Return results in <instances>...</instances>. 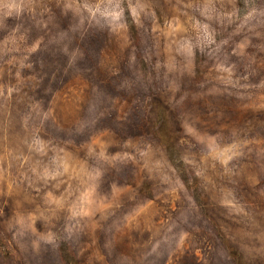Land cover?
<instances>
[{
    "label": "rangeland",
    "instance_id": "rangeland-1",
    "mask_svg": "<svg viewBox=\"0 0 264 264\" xmlns=\"http://www.w3.org/2000/svg\"><path fill=\"white\" fill-rule=\"evenodd\" d=\"M264 264V0H0V264Z\"/></svg>",
    "mask_w": 264,
    "mask_h": 264
},
{
    "label": "trees",
    "instance_id": "trees-1",
    "mask_svg": "<svg viewBox=\"0 0 264 264\" xmlns=\"http://www.w3.org/2000/svg\"><path fill=\"white\" fill-rule=\"evenodd\" d=\"M59 250L63 264H80L75 252L67 242H62Z\"/></svg>",
    "mask_w": 264,
    "mask_h": 264
}]
</instances>
